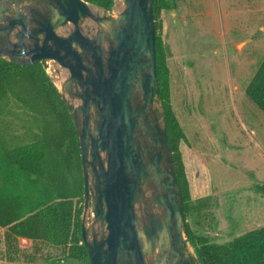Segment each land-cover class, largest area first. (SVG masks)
<instances>
[{"label":"water","instance_id":"95a60500","mask_svg":"<svg viewBox=\"0 0 264 264\" xmlns=\"http://www.w3.org/2000/svg\"><path fill=\"white\" fill-rule=\"evenodd\" d=\"M122 4L108 15L83 0H0V58L23 67L53 61L68 72L59 93L79 141L88 264H199L185 255L157 99L152 0Z\"/></svg>","mask_w":264,"mask_h":264},{"label":"rangeland","instance_id":"374dc122","mask_svg":"<svg viewBox=\"0 0 264 264\" xmlns=\"http://www.w3.org/2000/svg\"><path fill=\"white\" fill-rule=\"evenodd\" d=\"M173 2L155 18V30L169 70L171 108L186 137L179 146L190 195L185 222L195 236L226 243L264 227V115L245 96L264 58V0ZM122 8L115 0L101 14ZM84 25L94 33L90 21L83 24L88 33ZM43 65L59 91L67 70L53 61ZM37 131L26 111L12 100L4 104L0 132L11 145L32 142ZM91 217L87 211L85 219ZM185 252L195 256L188 243ZM37 264L88 260L50 257Z\"/></svg>","mask_w":264,"mask_h":264},{"label":"trees","instance_id":"16d2710c","mask_svg":"<svg viewBox=\"0 0 264 264\" xmlns=\"http://www.w3.org/2000/svg\"><path fill=\"white\" fill-rule=\"evenodd\" d=\"M83 1L110 11L115 0ZM173 6V0H152L155 29V18ZM155 61L157 99L185 220L190 195L179 146L186 137L171 108L169 70L157 37ZM43 64L23 67L0 58V113L12 100L32 117L38 130L32 142L16 146L0 132V262L37 264L50 257L88 260L80 229L83 178L78 136ZM245 96L264 115V58ZM259 190L264 192V186ZM185 237L199 264H264V227L217 244L195 236L185 222Z\"/></svg>","mask_w":264,"mask_h":264},{"label":"bare ground","instance_id":"6f19581e","mask_svg":"<svg viewBox=\"0 0 264 264\" xmlns=\"http://www.w3.org/2000/svg\"><path fill=\"white\" fill-rule=\"evenodd\" d=\"M91 10H92L93 13H95V11H98L97 9H95V8H93V7H91ZM86 217H87V216H86Z\"/></svg>","mask_w":264,"mask_h":264},{"label":"flooded vegetation","instance_id":"af4514ba","mask_svg":"<svg viewBox=\"0 0 264 264\" xmlns=\"http://www.w3.org/2000/svg\"><path fill=\"white\" fill-rule=\"evenodd\" d=\"M70 28H71V26H70ZM186 250V249H185ZM185 255H186V252H185Z\"/></svg>","mask_w":264,"mask_h":264},{"label":"built area","instance_id":"2783aa9c","mask_svg":"<svg viewBox=\"0 0 264 264\" xmlns=\"http://www.w3.org/2000/svg\"><path fill=\"white\" fill-rule=\"evenodd\" d=\"M47 71V70H46Z\"/></svg>","mask_w":264,"mask_h":264}]
</instances>
